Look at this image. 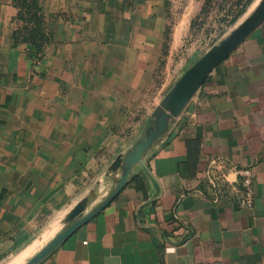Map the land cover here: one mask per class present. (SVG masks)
<instances>
[{
    "label": "crops",
    "instance_id": "0c3cea01",
    "mask_svg": "<svg viewBox=\"0 0 264 264\" xmlns=\"http://www.w3.org/2000/svg\"><path fill=\"white\" fill-rule=\"evenodd\" d=\"M41 3L53 32L42 56L13 44L17 8L0 0V264L23 263L79 200L94 194L91 209L104 198L110 165L200 54L192 44L181 57L192 21L170 0ZM144 161L39 264H264V22ZM244 166L256 169L247 208Z\"/></svg>",
    "mask_w": 264,
    "mask_h": 264
},
{
    "label": "water",
    "instance_id": "95a60500",
    "mask_svg": "<svg viewBox=\"0 0 264 264\" xmlns=\"http://www.w3.org/2000/svg\"><path fill=\"white\" fill-rule=\"evenodd\" d=\"M263 22L264 0H259L245 18L197 57L174 81L155 108L153 120L144 137L137 140L125 153L119 154L110 165V172L115 175L114 186L104 198L91 209L88 207L94 194L79 200L62 218L58 232L21 264H39L83 224L110 204L129 183L133 168L145 162L146 153L183 113L211 72Z\"/></svg>",
    "mask_w": 264,
    "mask_h": 264
},
{
    "label": "trees",
    "instance_id": "16d2710c",
    "mask_svg": "<svg viewBox=\"0 0 264 264\" xmlns=\"http://www.w3.org/2000/svg\"><path fill=\"white\" fill-rule=\"evenodd\" d=\"M253 0H204L196 18L191 22V28L204 26V20L213 5L217 7L218 27L223 28L232 24L245 12ZM17 8L14 17L12 41L14 45L30 44L42 56L47 45L53 40V32L48 28L47 17L41 0H12ZM202 19V20H200ZM210 30V27H206ZM131 184L145 192L146 183L141 175H136Z\"/></svg>",
    "mask_w": 264,
    "mask_h": 264
},
{
    "label": "rangeland",
    "instance_id": "374dc122",
    "mask_svg": "<svg viewBox=\"0 0 264 264\" xmlns=\"http://www.w3.org/2000/svg\"><path fill=\"white\" fill-rule=\"evenodd\" d=\"M203 1L204 0H170V3L173 6V9L176 10L178 15L182 16L184 14L188 22L189 21L193 22V19L196 18L199 11L201 10ZM258 2L259 0H253L251 4L246 8L245 12H243L236 21L223 28L218 27L219 23L217 21L218 19L217 7L216 5H213L212 8L210 9V12L206 16V19L204 20L205 21L204 26L200 28L198 26L191 28L189 35H187V37L184 40L185 43L183 44V47L186 46L190 47L193 44V50L195 49L196 51L199 49L200 50L199 56H200L212 44L217 42L222 36L226 35L240 20L245 18L253 10V8L257 5ZM208 26L210 27V30L206 29V27ZM201 47L203 48L201 49ZM34 251L29 253L28 257L31 254H33ZM12 259L13 257H11L9 260H6L3 264H5L6 262Z\"/></svg>",
    "mask_w": 264,
    "mask_h": 264
},
{
    "label": "built area",
    "instance_id": "2783aa9c",
    "mask_svg": "<svg viewBox=\"0 0 264 264\" xmlns=\"http://www.w3.org/2000/svg\"><path fill=\"white\" fill-rule=\"evenodd\" d=\"M203 47H201V49ZM190 51H191V48L189 46L183 47L181 57L183 56V58L186 59ZM237 171L239 174V180H240V186H241L240 195H239V204L242 207H246V208L252 207L254 204V200H255L254 181H255V176H256V169L254 166H244V167L238 168Z\"/></svg>",
    "mask_w": 264,
    "mask_h": 264
}]
</instances>
